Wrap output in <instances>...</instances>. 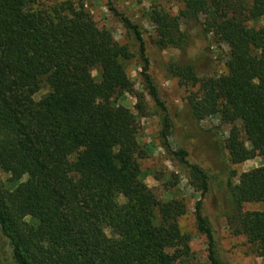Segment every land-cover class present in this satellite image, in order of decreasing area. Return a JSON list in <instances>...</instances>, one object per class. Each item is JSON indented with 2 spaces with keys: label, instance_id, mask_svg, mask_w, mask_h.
<instances>
[{
  "label": "trees",
  "instance_id": "obj_1",
  "mask_svg": "<svg viewBox=\"0 0 264 264\" xmlns=\"http://www.w3.org/2000/svg\"><path fill=\"white\" fill-rule=\"evenodd\" d=\"M165 1L179 9L173 16L151 8L156 50L185 52L192 40L182 25L191 23L228 50L221 74L201 73L191 62L166 65L180 87L196 89L187 99L192 120L217 118L229 127L223 144L231 160L264 158V0ZM109 11L135 51L99 28L82 3L0 0V173L7 176L0 179V236L10 264H187L191 257L190 237L178 226L185 204L159 200L138 162L146 96L164 112L142 29ZM136 60L143 92L127 74ZM44 87L48 93L35 102ZM126 95L135 99L134 112L116 105ZM169 128L164 115L162 148L203 197L208 175L188 163L186 151L171 149ZM229 178L227 226L264 258V166L237 184L235 173ZM248 204L262 210L245 211ZM194 213L211 243L200 201Z\"/></svg>",
  "mask_w": 264,
  "mask_h": 264
},
{
  "label": "rangeland",
  "instance_id": "obj_2",
  "mask_svg": "<svg viewBox=\"0 0 264 264\" xmlns=\"http://www.w3.org/2000/svg\"><path fill=\"white\" fill-rule=\"evenodd\" d=\"M66 1L82 3L99 28L108 30L117 42L128 44L134 51L137 48L133 41L126 37L119 17L109 11V6H112L118 15L128 18L142 29L146 55L150 62L149 74L158 87L164 112L154 109L152 101L146 96L149 115L138 120L140 129L137 141L143 154V158L138 162L144 184L159 200L182 201L186 206V214L178 220V226L182 234L190 237L191 257L187 264H211L210 250L213 251L217 264H264V258L256 255L245 237L231 234L226 222V215L231 211L228 191L231 173H235L231 183L237 184L242 173L264 166V158L257 157L249 161L231 160L223 144V138L228 136L229 127L222 125L217 118L207 119L201 123L192 120L187 99L190 94L196 92V89L180 87L177 80L169 77L166 71V65L169 63L191 62L201 73L221 74L224 72V64L228 57L227 48L211 44L203 37L202 27L191 23L187 26L182 25V30H186L192 40L185 52L173 49L163 52L156 50L152 42L154 27L149 20L151 8H163L173 16L177 15L179 9L165 0H45V4ZM259 25H264V21ZM139 68L137 60L132 61L127 66V74L135 90L143 92ZM92 76L98 81L97 70L92 72ZM46 93L48 89L44 87L33 100L39 101ZM116 105L134 112L135 99L126 95L117 100ZM164 115L170 126L167 142L171 149L186 151L188 163L199 166L208 175V191L203 197L189 186L186 174L162 148L160 132ZM237 126L241 129V125ZM242 137L245 140L244 134ZM0 179L4 182L7 176L0 173ZM199 201L201 215L211 230V243L197 228L194 207ZM244 210L261 211L262 207L259 204H248ZM105 233L111 237L109 231L106 230ZM10 263V248L0 236V264Z\"/></svg>",
  "mask_w": 264,
  "mask_h": 264
}]
</instances>
